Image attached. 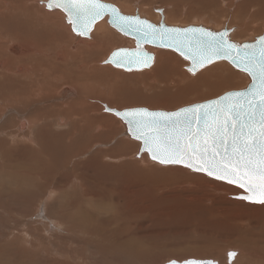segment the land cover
Masks as SVG:
<instances>
[{
    "label": "rangeland",
    "instance_id": "1",
    "mask_svg": "<svg viewBox=\"0 0 264 264\" xmlns=\"http://www.w3.org/2000/svg\"><path fill=\"white\" fill-rule=\"evenodd\" d=\"M2 1L11 4V0H2ZM104 1L111 4L113 3V5L115 6L117 5L116 7L118 8L120 2H122L123 0L122 1L104 0ZM129 1L131 2L133 1L132 3H134L136 0H129ZM176 1L180 3V0H176ZM200 1H201V4L199 6L200 8L202 6V1L211 2L209 9H205L204 8L205 4L203 5V9L208 11L203 10V12L199 11L198 14H196V15L201 14L202 16L201 20H203L202 23L197 20L200 18H197L194 21L193 16L184 20L168 19L166 21V16H167L166 10H168L166 9L168 6L167 2H171L166 0H138L133 4V6L139 7V4L146 3L149 5L150 7L149 9L151 10V12L157 16H154L153 14L150 15V13L145 12V10H139L141 13L140 12L136 13L135 8L132 7L124 11V13L131 15L138 14L139 16L145 17L147 19L149 17L150 20L158 23L161 17L160 14L156 12V10L161 9L162 14L164 13V17H163L164 24L168 22L169 25L172 26L176 25L182 27L189 25H197V26L205 25L202 27L211 30L222 29L226 26V28L228 29L232 28L231 31L232 34L229 33L228 37H230L229 39L235 43H240V41L242 42L246 40H251L256 35L264 34L263 30H255L254 28L248 29L249 28L248 25H252V26L255 25L254 23H250L251 20L258 18V20L256 21H260V22L262 20L264 21V7H263L264 0L262 1L260 0L261 2L258 3L257 0L253 3L250 2L252 4V7L248 8L250 10V13L255 11L258 14L254 16L253 14H251L247 19V21H246V17H247L246 14H250V13L248 12V9H246V5L249 2V0L247 1L200 0ZM183 2L187 3V0H184ZM241 2H243V5L240 9V12L242 11L243 14L241 13L239 18L233 17L234 15L232 12L238 10L237 6L240 5ZM30 4L31 3H29L28 5L31 6ZM185 5L187 4H184L183 6ZM252 8L254 10H252ZM58 10L60 11L59 13L63 14V12L60 9ZM178 11H180V9ZM19 13L21 12H16L17 16L13 14V17L14 16L15 17L9 18V20L12 19V21L11 23L7 22V26H9V28H7L8 32L13 31L12 33L15 34V32L17 31L16 33H21L19 30L20 27H18V25L16 24V19L18 22H20L23 21L21 18L24 19L31 17L30 15L28 17V15H21ZM147 14L149 16H147ZM207 17H211L212 19L211 18L209 19ZM14 20L15 22H13ZM192 20L194 22H191ZM105 22L108 28H110L112 32H115L118 36H121L124 40L123 39L121 40V38L119 37L122 43L120 42L121 44L120 43H118V45L115 44L111 46L109 49H107L108 51L106 50L105 54H103V57L101 56L99 58L98 60L99 65L100 62L102 63V61L106 59L110 51L114 50L115 48H133V44L128 43L129 40H127L126 36L120 34L115 29H113L107 23L106 20ZM213 22L216 23L214 24ZM206 25L208 26L206 27ZM219 26H224V27H219ZM14 28L16 30L15 32H14ZM57 33L60 36L63 34L62 35L63 38L61 39L59 38V40H62L59 41V43H64L65 40L64 38L67 37V33L61 32L60 34L59 31H57ZM70 33L76 36V34H74L72 31H70ZM25 37H26L25 40L31 38L30 35H25ZM75 40L76 39L74 38V41ZM10 43H14V44L12 45ZM17 43L19 42L14 41L5 44V48L9 46L7 47L9 49H6L8 51L7 52L8 54L10 55L14 54V56H18L22 53L18 46L22 42L20 41L19 44ZM130 45L132 46L130 47ZM12 46L13 48H16L15 46H18L17 50L19 51L16 53H12L10 51V48H12ZM161 50L171 53L170 58L164 61V67L162 72L160 73V78L163 82H167L166 84L168 85V89H164V87H162L159 88V90L161 89L160 91L154 93L149 88H145V86H148V83L146 81L138 79L136 77H129V75L131 76L141 75L148 71H151L155 66L156 60L154 64L151 66V68L146 70L120 72L114 68L109 67L104 69L107 71H101L100 73H95L92 76H97L96 79L93 77L95 80L93 79L91 81H88V83L92 85L88 87L89 94H91L92 97L89 99L90 95H87L86 102L88 105H85L87 109L84 111V114L90 113L89 117L92 118L94 117L95 121L89 120L88 122L86 121L87 123L82 127L77 126L76 130L74 129V134L70 135L71 141L67 142L66 144H63L62 148L66 150V147L69 145H71V147H73L74 150L85 148L86 150H84V155H82L83 157L81 156L80 158L81 160H84L86 157L91 156V154L95 151L104 152L109 150L110 148H113L116 145L115 144L116 139L118 137L121 138L122 135L120 134L119 136L113 139V137L111 136L115 134L111 132L115 130L117 132H122V131L125 132L124 130L125 125L116 117L112 115L104 114L103 106H102L103 104L117 110L143 107L149 110L151 109V110L172 111L179 109V107L181 108L185 105L200 103L210 99H214L228 91H232L236 89L239 90L241 88L244 89L247 85V82H249V80H247L248 78L247 74L236 70L228 62H224V61L222 62L220 61V62L222 65L224 64L228 68V70L221 72H219L218 70V72L220 73L219 75L223 76L224 78L226 77L225 79L231 81L233 80V82L229 84L220 85L219 83H216L218 79L216 81L214 74H218V73H212L210 74V76L208 73L207 79L205 77H203L204 78L203 79L202 76L199 75L200 72H202L205 69H208L207 67H210L211 64L200 69L195 75L191 73L190 75H188L189 72L184 68L188 65V62L185 59L181 58L178 54H176L172 50H168V49L167 50L161 49ZM212 65H214V63H212ZM180 67L182 68L180 69ZM228 71L230 72V76ZM117 74H123L124 76H118ZM191 75L194 77H192ZM232 75H235V77ZM239 75L245 76L247 81H245V79H239L238 77ZM227 76L229 77L227 78ZM176 79H179L177 83L175 81ZM209 79L213 82H210ZM212 79H214L215 81ZM238 81L240 82L239 86L237 84L239 83ZM68 89L69 88L67 87H61V89L57 91L56 96H53V98L49 97L47 100L35 101L32 104H30L24 112H21L20 114L16 112L17 111L16 107L4 108L2 112L3 114L2 113L0 114V126L4 124L5 125L4 130L10 131L12 133L13 132L16 133L17 123L20 121V118L27 119L29 117L28 113L30 114L34 109L40 110V108H46V107L50 109L54 107L53 106L54 104L56 105L60 103V101L63 103H67L74 100V98H77L75 89L73 90L72 93L69 92ZM108 93L110 94V97L108 96L110 100L108 101L102 100L100 97L95 96L100 94L105 95ZM7 99L14 100L13 97ZM19 107L21 106L19 105ZM56 113L57 111L52 114L56 115ZM107 116L108 117L110 116V118L104 121V118H107ZM99 122L102 123V128H101L102 130L95 129L94 125ZM68 125L69 124L67 122H65L64 125H61V127L57 125H56L57 127L55 126L51 127L52 125L50 124V126L47 128V130L44 133L49 135V137L52 135V133L53 135L64 132H68L70 134L71 132L69 130ZM47 131L48 132L50 131L51 134H49ZM24 132L27 133V130H25ZM35 134H36L37 142L39 143V146L41 148H42V144H46V143L51 146V151H54V147H60V141L52 138L53 135L51 138L45 140V137L43 136L42 132H38V134L37 132H35ZM0 138H2V136H0ZM7 141H8L7 144L0 142V164L2 157H5L6 160L9 162L6 163L7 168L0 167V173H1L0 175H2V177L5 178L6 176L5 174L3 175V173H7V177L5 179L8 180L9 184H12V182L15 183V179L18 178L19 179L21 178V180L25 179L23 181L24 183L25 181L26 183L27 181L29 182V180L31 182H29L28 185H26V183L25 184L23 183L22 186L13 188L14 189L13 191H16V189L18 190V188L20 187L23 188L27 187L25 191L27 194L25 195V192L23 193L24 194L23 200H21L20 198L19 200H14V199L9 200L7 199L8 198L7 195L9 193L6 192L7 194L5 193L3 195L4 189L0 190V192L3 191L2 193H0V264H35V263L48 264L50 263V261H54V258L55 260H57L58 264H66L63 262V260L65 259L68 261L67 264H166L170 261L182 262L188 259H199V260L210 259L216 261V264H264V212L263 211L260 212L257 210L255 211V207L256 208L264 207V204L254 205V203H248L244 200H233L232 197L234 195L240 194L241 190L237 189L232 185L226 184L222 181L214 180L206 176L205 174L190 171V169L185 168L183 166L176 165V167H178L177 169L180 168L186 174L195 176L194 180H199L200 183L194 182L192 184L187 185V187L185 188L187 189V192L181 193V196L180 194H178V197L154 202L153 204L154 207H157L155 208L157 209V212L156 210H154L153 213L156 216L153 218H149L148 217L149 214L144 213L141 216L140 219L141 221L137 220V224L139 228H136L135 225L132 223H128L127 220L121 219L119 224L125 227L126 232L122 233V235L120 236L112 235L108 237L107 232L110 230H109V226H106L104 224V219H106L108 216L116 215V213L120 211L119 205L123 202L122 200L117 202L116 199H110L108 193L103 192L104 188L106 187L105 185H107V183H109L110 181V179L108 178V176H110V171L106 166L104 167V170H101L103 169V167L101 168L95 167V170H91L90 166L92 165L88 163L89 165L85 169H83V176L85 174L84 178L88 181L84 186H78L77 182L76 183L74 182L73 184L75 185V189L69 186V188L64 187L65 190L63 191L61 188L59 189L61 191H58V189H56L58 187H55V181L56 179L60 178L58 184L63 183L64 179L63 181H61V177L65 175L64 173L67 172V166L65 167L64 160L55 151V153L51 154V158L48 159L49 162H46L45 164L48 165L47 169L48 168L50 169L48 172V177L49 179H53V183H54V184L52 183L50 187L46 186L49 189H46L45 193L49 192V190L53 188L54 190L57 191V193H55V196L59 198L56 199L52 198L50 202H45L47 195H45V193L42 192L40 195L43 196L40 197L41 199L40 200L37 197L38 196L37 190H35V187L37 186V180H39V178L38 177L36 178L35 176L29 178V175L27 174V172H32L34 169H38L37 171H39L41 168H43L41 163L36 164L35 163L37 162L36 159L30 160V158H28L29 159L28 161L26 159L25 160L16 159L18 157L17 153H21L24 151L28 152L30 150H33L34 155L36 154L35 157L39 160V162L42 161L44 162L45 156L44 158L42 157L41 149L40 148L38 150L35 149L37 148L36 142H33L32 144L30 142H24V144L29 148L28 149L26 147L25 150L23 145L20 146L18 143H16L17 140H15V138L14 139L7 138ZM53 141L55 145L57 144V146L52 144ZM89 141L91 144L89 143ZM128 141L130 142H128L126 146L120 145L118 150L117 151L115 150L114 152L121 153L120 150L124 151V148L126 147L127 149L126 148L125 149L127 151L126 150L125 151L130 153V155L135 152L132 155L134 156L139 151L140 143L139 141H136L130 136H128ZM88 144L91 146V149H89L90 147ZM132 144L136 145V147L134 148ZM84 145L85 147H82ZM9 153L13 154L15 158L14 157L10 158ZM141 154H143L142 155L143 158H147L148 156L146 155V153L145 154L141 153ZM130 155H128L129 157L125 158V160L132 161V157H130ZM57 159L58 161H56ZM103 161H104V165L106 163H112V164L118 163V161H112L110 159H104ZM135 162H137V160ZM147 163H149L148 158L146 159V162H143L142 164L143 166L144 165L147 166L148 165ZM55 165L57 168H55ZM149 166L157 167V168H169L170 165L160 166L159 164L158 166V163L151 162L149 163ZM162 166H167V167H162ZM79 170H82V168H80ZM85 171L86 173H84ZM23 173H26L28 176L27 175L25 176V174ZM55 173L56 176H53V174L55 175ZM101 173H104V181H102L101 183L103 187L102 185H99L100 183L98 182L99 180H102V177L100 175ZM89 176L93 178L94 180L93 183L91 182L92 179ZM163 176L164 177L162 176L161 177L164 179L165 175ZM173 176L174 175H169L170 178L166 176L167 179L165 178V180L173 179V181H176L177 178H179L177 176L176 178H174ZM180 176H181L180 178L184 177L182 175ZM95 178H97L98 181ZM137 180L138 179H133L129 183L124 184L122 182L123 180L121 179L120 181L118 180L117 183H115L114 185L118 189V192L122 193L121 197L126 198L129 195V192L125 191L126 187L136 183ZM196 183H198L199 185H197ZM7 191L9 190L7 189ZM99 191H101L100 194L98 195L93 194L95 192L97 194V192L99 193ZM87 195L89 196L87 197ZM64 197H67V199ZM82 197H84V199ZM74 199H76L77 203L74 201ZM68 201L72 206L77 204L79 205V203H81L80 204L81 207L74 206V208L73 207L68 208V206L66 205L68 204L67 203ZM142 206L143 205H139L137 207H142ZM245 207L246 208L248 207L250 209H246ZM42 209H44L46 215L49 214V217L51 218L50 221L42 220V218L45 217L43 215ZM46 210L48 211V214ZM27 214H29V216ZM54 221L55 223L58 224L56 225L55 228L53 227V225L55 226V223H53ZM45 225L48 226L46 227ZM59 226L60 228H58ZM73 228L75 230H70ZM73 231H75V233H73ZM28 233L34 234L33 235L34 237H40V242L35 243L36 245L34 247H32L30 243H26V240H29ZM4 240L6 241V243H3ZM113 240H128L130 242L135 243L138 246H141L139 255L134 259L132 257L130 258L128 253L127 256V254L125 253H112L104 249V247L108 246V243ZM24 246L25 247L28 246L29 248L31 247L30 248L31 255L28 258L22 259L21 258L22 252L24 251V249H26L24 248ZM243 248L245 249V251ZM228 253H235V255L229 259ZM59 255L60 257H58ZM70 257H72L74 261H71L73 259H71ZM239 259H241V261Z\"/></svg>",
    "mask_w": 264,
    "mask_h": 264
},
{
    "label": "bare ground",
    "instance_id": "2",
    "mask_svg": "<svg viewBox=\"0 0 264 264\" xmlns=\"http://www.w3.org/2000/svg\"><path fill=\"white\" fill-rule=\"evenodd\" d=\"M102 1L105 2L104 0H102ZM136 1H138V0H136ZM166 1H171V2H167L168 6L166 5L167 6L166 9H168V10H166L167 11L166 12V14H167L166 21L168 19H170V20H173V19L174 20L175 19L184 20V19H188L191 16H193L194 21H195V19L200 18L197 20L200 21L201 23L203 22V20H201V18H202L201 14L200 13H199L200 15H196V14H198L199 11L203 12V10L209 9L210 3H211V2L202 1V6L200 8L199 7L201 4L200 0H187V3L183 2L184 0L183 1L180 0V3H178L176 0H166ZM244 1H247V0H244ZM255 1L256 0H249V2L246 5V9L251 8L252 4L250 2L253 3ZM261 1L257 0V3L261 2ZM46 2H47V0H37V1L36 0H11V4H8V3H5V1L0 0V95H1V97H0V114L3 112L4 108H6V107H16L17 108L16 112L20 114L21 112H24L26 110V108L35 101L47 100L49 97L53 98V96H56L57 91L60 90L61 87L69 88L68 91L71 93L75 89V92L77 94V98H74V100H72V101H70L71 100L70 99L69 100L70 102H67V103H63L60 101V103H58L56 105L54 104L53 105L54 107H52L50 105L52 107L50 109H48L47 107H46L47 109L46 108H40V110L34 109L30 114L28 113L29 117L27 119L20 118V121L17 123L16 133H14V132L12 133L10 131L4 130L5 125L2 124L0 126V136H2V138H0V139H2V140H0V142L7 144L8 143L7 138H12V139L15 138V140H17L16 143H18L20 146L23 145L25 150H26V147L28 148V146H26L24 144V142H30L31 144L33 142H36L37 148H35V149L36 150H38L39 148L41 149L42 157L44 158V156H45L44 162L43 161L39 162V160L35 157L36 154L34 155L33 150H30V151L27 150L28 152L24 151L21 153H17L18 157L16 158L18 160H25L26 159L27 161L29 160L28 158H30V160L36 159V161H37V162H35L36 164L41 163L43 168H41L39 171H37L38 169H34L35 171L31 170L32 172H27V174L29 175V178L32 176L39 178V180H37V186L35 187V190H37V194H38L37 197L39 199H40V197L43 196L40 194L42 192L45 193L46 189H49L46 186L50 187V185L53 183V179H49V177H48V172L50 169L49 168L47 169L48 165H45V164H46V162H49L48 159L51 158V154L55 153V151L64 160L65 167L67 166V172L64 173L65 175H63L61 177V181H63V179H64L63 183L58 184V181L60 178L56 179V181H55V187H58V188H56V189H58V191H61V190H59L60 188L63 191V190H65V188H69V186L71 188L75 189V185L73 184L74 182L75 183L77 182L78 186H84L88 181L84 178L85 174L83 176V169H85L89 164L92 165V166H90L91 170H95V167L96 168L103 167V169H101V170H104V167L106 166L108 168V170L110 171V176H108L110 181H109V183H107V185H105L106 187L104 188L103 192L108 193V196L110 199H116L117 202L122 200L123 203H121L119 205L120 211L118 210L119 212L116 213V215H111V216H108L106 219H104V224L106 226H109L110 231L107 232L108 237H110L112 235L120 236V235H122V233L126 232L125 227L119 224L121 219L127 220L128 223H132L135 225L136 228H139L138 224H137V220H140L141 216L144 213H148L149 218H153L156 216L153 213L154 210H156V212H157V209H155L157 207H154V204H153L154 202L178 197V194H180V196H181V193L187 192V189H185L187 187V185L192 184L194 182H199V180H194L195 176L190 175V174H186L180 168L177 169L178 167H176V165H174V166L170 165L169 168L150 167L149 163L154 162V161H151L149 156H147V158L149 159V163H147L148 165L143 166L142 163L146 162L147 158H143V156H142L143 154H141L140 151H138L134 156H132V155L135 152L130 155V153L126 152L127 151L126 147H125L126 149L124 148V151L126 150L125 153L122 150H120L121 153L114 152L115 150L116 151L118 150L120 145L126 146V144L128 142H130V141H128V136H130V135L128 134V132L126 130L125 124H124L125 125L124 130H125L126 134L123 131L122 132H117L116 130L112 131V132L110 131L111 133L115 134V135L111 136V137H113V139L116 138L117 136H119L120 134L122 135L121 138L118 137L116 139V142H115L116 145L113 148H110L109 150L104 151V152L103 151H95L91 154V156L86 157L84 160H81L80 158L82 155H84V150H86L85 148L74 150V148L71 147V145L67 146L66 150L62 148L63 144H66L67 142L71 141L70 135L74 134V129L76 130L77 126L82 127L89 120L95 121L94 117L93 118L89 117L90 113L88 114L85 112L86 114H84V111L87 109V107L85 105H88L86 102L87 95H90L89 99L92 97V95L89 94V89H88V87L92 86V85L89 84L88 81H91L94 78L96 79L97 76H92L95 73H100L101 71H107V70H104L105 68H109V67L114 68L109 64H103L105 59L102 61V63L100 62V65H101L100 66L98 64V60L101 56L103 57V54H105L107 49H109L111 46H113L115 44L118 45V43L121 42L120 38H121V40L123 38L121 36H118L115 32H112L110 30V28H108V26L105 22V20L107 21V16L103 17L102 19H100L99 21H97L93 25L91 32L89 33L88 37H86L87 39L82 38V37L77 36V35L74 36L72 33H70L71 26L67 23L66 15L64 13H63L64 15L62 13H59L60 11L58 9H53V10L49 11L45 6H42V5H46ZM132 2L129 0H123L122 2H120V5L118 6L119 9L116 7L117 5L116 6L113 5V3L112 4L109 3V4L115 6L117 8V10L122 15H126V16H133L131 14L124 13V11L130 9L131 7L135 8L136 13H139L140 12L139 10H145V12H149L150 15L153 14L151 12V10L149 9L150 7L148 4L143 3V4H139V7H135V6H133V4L135 2L134 3H132ZM29 3H31L30 4L31 6L28 5ZM184 4H187V5L183 6ZM203 5H204L205 9H203ZM242 5H243V2H241V4L237 6L238 10L234 11L236 8L233 10L234 11V12H232L234 15L233 17L239 18V16L242 13V11L240 12ZM187 8H188V10H187ZM179 9H180V11H178ZM252 10H254V9L252 8ZM205 11H208V10H205ZM16 12H21L19 14L28 15V17H29V15L31 16L29 18H24V19L21 18L23 21H20V22H18L17 19L15 18L16 24L18 25V27H20L19 30L22 34L16 33L17 31L15 30V28H14V32L16 31L15 34L12 33L13 31H11V32L7 31L8 30L7 28H9V26H7V22L11 23L12 19L9 20V18L13 17V14L16 15ZM156 12L158 14H160V17H161L160 21L161 20L163 21L164 13L162 14V10L158 9V10H156ZM248 12L250 13L249 9H248ZM22 13H24V14H22ZM251 14H253V16H254V15H257L258 13L253 11L250 14H246V16H247L246 21ZM135 16H138L140 19L146 20V21H148L154 25H157L160 22L159 21L158 23H156V22L150 20L149 17L147 19L145 17L139 16L138 14H135ZM147 16H149V15L147 14ZM154 16H157V15H154ZM207 18L210 19L211 17H207ZM256 20H258V18L250 21V23H254L255 25H253V26L248 25V27H249L248 29L254 28L255 30H263L264 31V21L262 20L260 22V21H256ZM194 21L192 20L191 22H194ZM13 22H15V20ZM177 24H179V23H177ZM166 25L172 26V25H169L168 22L166 23ZM173 25H174V23H173ZM208 25H206V27ZM174 26H176V25H174ZM195 26H197V25H195ZM202 26H205V25H202ZM210 26H212V25H210ZM216 26H217V24H216ZM14 27H16V26H14ZM178 27H182V26H178ZM183 27H186V26H183ZM219 27H224V26H219ZM219 30H221V29L212 30V31L217 32ZM229 30L231 33L232 28ZM57 31H59L60 34H61V32L67 33V37L64 38L65 39L64 43H59V41H62V40H59V38L60 39L63 38V36H62L63 34L61 35L62 36L61 37L57 33ZM245 32H246V29H245ZM25 35H30L31 38L25 40V38H26ZM260 35H263V34H260ZM65 36H66V34H65ZM257 36H259V35L254 36L253 39H251V40H246L245 39L246 37L244 39L246 41H252ZM231 37H232V35H231ZM74 38L76 39L75 41H74ZM127 40H129L128 43L133 44V48H135L134 40L130 39L129 37H127ZM238 40H239V38H238ZM14 41H17L19 43H20V41L22 42V43H20V45H18L20 51L22 52L20 55L17 54L18 56H14V54L10 55L7 53L8 51L6 49H9V48H7L9 46H7L5 48V44H7L9 42H14ZM246 41H242V42H246ZM242 42L240 41V43H242ZM19 43H17V44H19ZM240 43H237V44H240ZM10 44L13 45L14 43H10ZM18 46H15L16 48H13V46H12V48H10V51L12 53L18 52L19 51V50H17ZM131 46L132 45H130V47ZM115 47H117V46H115ZM118 49H120V48H115L114 50H118ZM126 49H128V48H126ZM161 49H164V48H153V47H149V46H140L141 51H145L147 53H150L153 57L152 64L150 65L149 68H151V66L154 64V62L156 60L155 66L151 71H148L144 74L134 75V76L129 75V77H136L138 79L146 81L148 83V86H145V88H149L154 93H156L157 91H160L161 89L159 90V88H162V87H164V89H168V85L166 84L167 82H163L161 80L160 73L163 70L164 61L168 60L170 58L171 53L165 52L164 50H161ZM112 51H110V53ZM220 61L226 62L225 60L215 61L214 65H212V64H211L212 66L210 65L211 68L207 67L208 69L203 70L202 72H200L199 75L202 76V78L205 77L207 79L208 73H209V76L212 73H218V74H214L216 81L218 79V81L216 83H219L220 85H224V84L226 85V84L233 82V80L232 81L227 80V79H225L226 77L224 78L223 76L219 75L220 74L219 72L228 70V68L224 64L222 65ZM216 63H218V64H216ZM101 67H103V68H101ZM149 68H146V69H149ZM181 68L182 67H180V69ZM114 69H116L117 71H120V72H122V71L123 72H132L131 70L125 71V70L117 69V68H114ZM146 69H141V70H146ZM141 70H139V71H141ZM199 70H197V72ZM218 70H219V72H218ZM232 74H233V72H232ZM117 75L118 76H124L123 74H117ZM188 75H190V72ZM229 76H230V72H229ZM229 76H227V78ZM232 76L235 77V75H232ZM192 77H194V76H192ZM238 77H239V79H245V81L249 80L248 78L246 80V77L242 76V75H239ZM187 78H188V76H187ZM210 79H209V81L213 82ZM212 80H214V79H212ZM175 81L177 83L179 81V79H176ZM205 81H207V80H205ZM209 81H207V82H209ZM180 82H182V81H180ZM235 82H234V84H235ZM248 83L249 82H247V85H248ZM237 84L239 86L240 82ZM192 85H193V83H192ZM173 86H175V85H173ZM238 86H236V87H238ZM240 86H242V85H240ZM141 87H143V86H141ZM200 87H202V86H200ZM178 92H176V93H178ZM54 93H55V95H54ZM188 93H190V92H188ZM95 96H98L102 100H105V101L110 100L108 98V96L110 97L109 93L105 94V95L100 94V95H95ZM3 97H5V98H3ZM12 97L14 98V100H8L7 99V98H12ZM109 102H111V101H109ZM19 105L21 107H19ZM190 105H192V104H190ZM50 106H48V107H50ZM102 106L103 107L105 106L109 109H114V108L108 107L105 104H103ZM185 106H189V105H185ZM185 106H183V107H185ZM126 109H129V108H126ZM114 110H117V109H114ZM56 111H57L56 115L52 114ZM103 111H104V108H103ZM117 111H120V110H117ZM172 111H174V110H172ZM104 114L112 115L110 113H106L105 111H104ZM4 116H5V114H4ZM112 116L116 117L115 115H112ZM108 118H110V116L109 117L107 116V118H104V121H106ZM116 118L118 119V117H116ZM65 122H67L69 124L68 126H69V130L71 132L70 134L68 132H64V133H59V134L53 135V133H52L53 137H52V135L49 137V135L44 133L47 130V128L50 126V124L52 125L51 127H54V126L55 127H57V126L61 127V125H64ZM94 126H95V129L102 130L101 129L102 123H100V122L96 123ZM107 129H109V128H107ZM3 130H4V132H3ZM25 130H27V133L24 132ZM35 132H37V134H38V132H42L43 136L45 137V140L49 139L51 137L59 140L60 141V147H54V151H51V146L46 143V144H42V148H41L39 146V143L37 142ZM48 133L51 134L50 131ZM102 133H103V131H102ZM12 134H14V135H12ZM2 141H4V142H2ZM89 143H90V141H89ZM52 144L55 145L54 141ZM72 144H73V142H72ZM113 145H114V143H113ZM132 145L134 148L136 147V145H134V144H132ZM132 145H130V146H132ZM55 146H57V144ZM82 147H85V145ZM89 147H90L89 149H91L90 145H89ZM139 149H140V146H139ZM132 151H133V149H132ZM128 155H130V157H132V161L131 160H125V158L129 157ZM146 155H147V153H146ZM13 157H14V155L10 154V158H13ZM104 159H110L112 161H118V163L117 164L106 163L104 165V161H103ZM136 160H137V162H135ZM6 161H7L6 158L2 157L0 167H2V168L6 167V163H9L8 161L7 162ZM56 161H58V159ZM155 163H157V162H155ZM45 166H46V168H45ZM158 166H159V163H158ZM160 166H161V164H160ZM162 167H167V166H162ZM55 168H57L56 165H55ZM80 168H82V170H79ZM16 169H18V168H16ZM190 171H192V170H190ZM3 172H5V171H3ZM84 173H86V171ZM4 174L7 177V173H3V175ZM23 174H25V176L27 175L26 173H23ZM100 175L102 177V180L98 181L97 178H95V179L100 183L99 185H102L101 183H102V181H104V173H101ZM163 175H165V178H166V176L169 177V175H174L173 176L174 178H176V176L179 178H177L176 181H173V179L172 180L171 179L165 180V178L164 179L162 178V177H164ZM180 175H182L184 177L180 178L181 177ZM53 176H56V173H55V175L53 174ZM19 177H20V175H19ZM5 178L2 177V175H0V190L4 189V192L1 191L0 193L3 192V195H4L6 192H8L9 194L7 195V197H8L7 199H9V200H12V199L19 200V198L21 200H23V197H24L23 193L26 191V188H27L26 185H28L29 182H31V181L29 180V182L27 181V183L25 181V183H26L25 187L26 188L20 187V188H18V190L16 189V191H13L14 187L17 188L19 186H22V184L24 183L23 181L25 179L21 180V178L20 179L18 178V179H15V183L12 182V184H9L8 180ZM91 179H92L91 182L93 183L94 180H93V178H91ZM121 179L123 180L122 182L124 184L129 183L133 179H138L136 183L126 187L125 191L129 192V195L126 198L121 197L122 193L118 192V189L114 185L115 183H117L118 180L120 181ZM196 184L199 185L198 183H196ZM95 186H97V185H95ZM102 187H103V185H102ZM188 188H190V187H188ZM7 189L9 191H12V192L7 191ZM100 192L101 191H99V193L97 192V194H96V192L93 194L98 195V194H100ZM55 193H57V191L54 190L53 188L50 189L49 192H46L45 195H47V197H46L45 202H50V200H52V198H55V199L59 198V197L55 196ZM26 194L27 193L25 192V195ZM88 196L89 195H87V197ZM236 197H237V195H234L232 197L233 200H240V199H237ZM64 198L67 199V197H64ZM82 198L84 199V197H82ZM3 199H6V198H3ZM74 201L76 202V199H74ZM67 203L68 204H66V205L68 206V208H71V207L74 208V206L75 207H81V205H80L81 203H79V205L77 204V205H73V206L70 205L69 201ZM248 203H250V202H248ZM255 204L256 203H254V205ZM139 205H143V206L137 207ZM246 209H250V208L247 207ZM42 210H43V215L45 216L44 218H42V220H46V221L49 220L50 221L51 218L49 217L48 211L46 210V212L48 214V215H46L44 212V209H42ZM256 210L260 211V212L261 211L264 212V207H258V208L255 207V211ZM37 211H38V209H37ZM257 213H259V212H257ZM27 215L29 216V214H27ZM51 221H53V220H51ZM53 223H55V221ZM56 225H58V224L55 223V226L53 225V227L55 228ZM58 228H60V226ZM70 230H75V229L73 228ZM73 233H75V231H73ZM33 235L34 234H29V236L27 235L29 237V240H26V243H30L32 247H34L36 245L35 243L40 242V237H34ZM3 243H6V241L4 240ZM140 247L141 246H138L135 243L130 242L128 240H113V241L109 242L108 246L104 247V249H106L112 253H125V254L128 253L130 258L132 257L135 259L139 255V252L141 250ZM24 248H26V249H24V251L22 252V255H21L22 259L28 258L31 255L30 254V251H31L30 248L31 247L29 248L28 246H26V247L24 246ZM7 251H9V250H7ZM244 251H245V249H244ZM128 254H127V256H128ZM229 254L230 253H228V257L230 259L231 257L229 256ZM58 257H60V255ZM70 258L73 259L72 257H70ZM126 258H128V257H126ZM194 260H197V259H194ZM208 260H210V259H208ZM239 260L241 261V259H239ZM71 261H74V259ZM210 261H212L216 264V261H214V260H210ZM63 262L66 264L68 263V261L66 259L63 260ZM220 262H222V261H220ZM48 264H58V262L54 258V261H50V263H48Z\"/></svg>",
    "mask_w": 264,
    "mask_h": 264
},
{
    "label": "snow or ice",
    "instance_id": "3",
    "mask_svg": "<svg viewBox=\"0 0 264 264\" xmlns=\"http://www.w3.org/2000/svg\"><path fill=\"white\" fill-rule=\"evenodd\" d=\"M42 6L64 12L77 36H86L105 16L119 31L136 35L135 52L119 49L105 61L117 67H149L153 57L140 50V43L146 42L179 52L191 62L187 70L193 75L217 60H227L246 73L250 83L245 89L177 111H105L128 126L130 136L140 142V151L152 160L203 173L240 189L237 199L264 204V36L238 45L228 39L226 29L212 32L203 27L154 26L138 16L122 15L102 0H47Z\"/></svg>",
    "mask_w": 264,
    "mask_h": 264
},
{
    "label": "water",
    "instance_id": "4",
    "mask_svg": "<svg viewBox=\"0 0 264 264\" xmlns=\"http://www.w3.org/2000/svg\"><path fill=\"white\" fill-rule=\"evenodd\" d=\"M103 2V1H102ZM47 3V2H46ZM103 3H107V2H103ZM107 4H109V3H107ZM111 5V4H110ZM113 6V5H112ZM115 7V6H114ZM116 8V7H115ZM64 13V12H63ZM65 14V13H64ZM133 16H135V15H133ZM106 17V16H105ZM100 20V19H99ZM99 20H97V21H99ZM141 20H143V19H141ZM96 21V22H97ZM109 21V17L107 16V22ZM95 22V23H96ZM148 22V21H147ZM150 23V22H149ZM164 24L163 23V21L161 20L160 22H159V24H157V25H154V24H152V23H150V24H152V25H154V26H159L160 24ZM108 24L113 28V29H115L117 32H119L120 34H122V35H124V36H126V37H129L130 39H133L134 40V43H135V48H128L127 50H129V51H132V52H135L136 51V49H137V38H136V35H134V34H125V33H123V32H121V31H119L117 28H115L114 26H112L109 22H108ZM166 27H169V28H186V27H202V26H195V25H189V26H186V27H178V26H168V25H166V24H164ZM92 28H93V26H92ZM204 29H206V30H209V31H212V30H210V29H208V28H205V27H203ZM227 30L228 31V33H230V30L228 29V28H226V27H224V28H222L221 30H219V31H217V32H221V31H224V30ZM212 32H215V31H212ZM75 34V33H74ZM88 35H89V33L86 35V36H83L82 38H86V37H88ZM260 36H264V34L263 35H259V36H257V37H255V39L254 40H252V41H246V42H242V43H240V44H238V45H242V44H244V43H254L255 42V40L256 39H258ZM81 37V36H80ZM228 39H229V37H228ZM230 40V39H229ZM231 41V40H230ZM231 42H233V41H231ZM233 43H235V42H233ZM237 44V43H236ZM140 46H149V47H153V48H164V49H169V50H172V49H170V48H165V47H160L158 44H150V43H146V42H141L140 43ZM120 49H126V48H120ZM119 50V49H118ZM114 51H117V50H113L112 52H114ZM172 51H174V50H172ZM112 52L106 57V59H105V61L106 60H108L109 58H110V56H111V54H112ZM142 52H145V51H142ZM174 52H176L178 55H180V53L179 52H177V51H174ZM145 53H147V52H145ZM151 57H152V55L150 54V53H148ZM181 56V55H180ZM182 57V56H181ZM183 58V57H182ZM184 59V58H183ZM153 60V59H152ZM152 60H151V62H150V65L152 64ZM105 61L103 62V64H109V65H111L112 67H114V68H117V69H122V70H125V71H138V70H141V69H146V68H149V67H132L131 69H128V68H124V67H117V66H115V65H113V64H111V63H105ZM187 61V60H186ZM218 61V60H217ZM226 62H228L227 60H225ZM188 62V65L185 67L186 68V70L191 66V62L190 61H187ZM229 63V62H228ZM230 64V63H229ZM231 65V64H230ZM232 66V65H231ZM233 67V66H232ZM233 68H235V67H233ZM236 70H238V71H240L239 69H237V68H235ZM240 72H242V71H240ZM244 73V72H243ZM246 74V73H245ZM248 76V75H247ZM248 78H249V83H250V77L248 76ZM249 83H248V85H249ZM247 85V86H248ZM246 86V87H247ZM245 87V88H246ZM244 88V89H245ZM240 90H243V89H240ZM225 94V93H224ZM223 95V94H222ZM221 96V95H220ZM217 98V97H216ZM205 102V101H204ZM201 103V102H200ZM190 106V105H189ZM186 107V106H185ZM104 108V111H105V109L107 108V107H103ZM137 108H143V107H137ZM182 108V107H181ZM109 109V108H108ZM131 109H136V108H129V109H123V110H120V112H123V111H125V110H131ZM143 109H146V110H148V111H163V110H149V109H147V108H143ZM180 109V108H179ZM179 109H176V110H174V111H177V110H179ZM112 110H114V109H112ZM115 111H117V110H115ZM106 113H110V114H112V112H110V111H105ZM164 112H172V111H164ZM113 115V114H112ZM117 117V116H116ZM118 119L119 120H121L119 117H118ZM122 121V120H121ZM123 122V121H122ZM124 123V122H123ZM125 124V123H124ZM126 125V124H125ZM126 130H127V132H128V126L126 125ZM128 134H129V132H128ZM130 135V134H129ZM131 137V136H130ZM132 138V137H131ZM140 147H141V145H140ZM139 151H140V149H139ZM141 152V151H140ZM141 153H146V152H141ZM147 155H148V153H147ZM149 156V155H148ZM149 158H150V156H149ZM151 159V158H150ZM151 161H154V160H152L151 159ZM154 162H156V161H154ZM158 163V162H157ZM160 164V163H159ZM179 166H182V165H179ZM191 170V169H190ZM200 173V172H199ZM203 174V173H202ZM247 202V201H246ZM256 204H259V203H256ZM173 262H174V264H186V262H196V264H200V262H203V264H215L214 262H212V261H210V260H199V259H197V260H194V259H188V260H185V261H182V262H176V261H170V262H168V263H166V264H173Z\"/></svg>",
    "mask_w": 264,
    "mask_h": 264
}]
</instances>
